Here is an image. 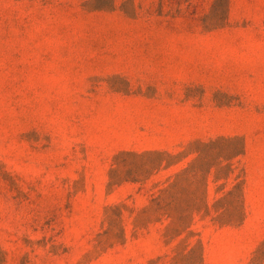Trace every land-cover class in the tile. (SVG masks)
Listing matches in <instances>:
<instances>
[{"label": "rangeland", "instance_id": "obj_1", "mask_svg": "<svg viewBox=\"0 0 264 264\" xmlns=\"http://www.w3.org/2000/svg\"><path fill=\"white\" fill-rule=\"evenodd\" d=\"M0 264H264V0H0Z\"/></svg>", "mask_w": 264, "mask_h": 264}]
</instances>
